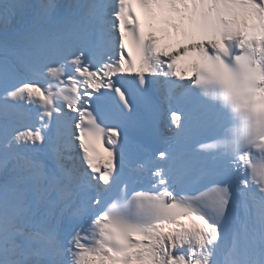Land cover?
Segmentation results:
<instances>
[{
    "label": "snow or ice",
    "instance_id": "obj_1",
    "mask_svg": "<svg viewBox=\"0 0 264 264\" xmlns=\"http://www.w3.org/2000/svg\"><path fill=\"white\" fill-rule=\"evenodd\" d=\"M0 264H264V0H0Z\"/></svg>",
    "mask_w": 264,
    "mask_h": 264
}]
</instances>
